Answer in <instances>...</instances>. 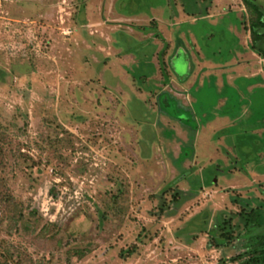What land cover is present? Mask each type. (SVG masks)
<instances>
[{
	"label": "rangeland",
	"instance_id": "rangeland-1",
	"mask_svg": "<svg viewBox=\"0 0 264 264\" xmlns=\"http://www.w3.org/2000/svg\"><path fill=\"white\" fill-rule=\"evenodd\" d=\"M245 3L0 0V264H241L256 244L233 197L259 208L247 237L264 234V59ZM254 128L243 161L223 133ZM220 215L237 239L217 248Z\"/></svg>",
	"mask_w": 264,
	"mask_h": 264
},
{
	"label": "trees",
	"instance_id": "trees-1",
	"mask_svg": "<svg viewBox=\"0 0 264 264\" xmlns=\"http://www.w3.org/2000/svg\"><path fill=\"white\" fill-rule=\"evenodd\" d=\"M245 1L247 3V4L245 3L247 8L249 9V11L251 12V15H252V20H251V24H250V33H251L253 42L251 45V50L254 53L261 56L262 58H264V47L260 44L264 41L263 12L261 11V9L259 7L251 4L248 0H245ZM198 10H199L198 12L202 16L208 15L206 8H204L203 10L202 9H198ZM143 30H147V28H143ZM167 48H168V46H165V49H163L162 52L159 54V57L161 58L160 59L161 62H159L160 63V71H161V75H162L163 79L166 77L165 72H167V64L164 60ZM257 78H259V77H257ZM257 78H255V79H257ZM202 122L204 123L205 121H202ZM183 126H185L186 128H189L190 133H192V132L195 133L199 130V126L196 127L195 129L187 127L184 124H183ZM258 129H260V128H254V129H252V131L250 130L251 132L249 131V129H247L244 131L245 132L244 134H242V135L236 134L237 136H235V137H233L231 135L232 132H230V130L229 131L226 130L223 133V135L226 136L227 144L233 148V150L237 154L238 158L245 161L244 160L245 157L243 155H241L242 153L240 150H241V148H243V147L246 148L248 145H250V143H249L250 141L248 139L251 135H253L252 132L256 131ZM234 135H235V133H234ZM189 138H190L189 139L190 142L194 141L193 136L192 137L190 136ZM261 140H262V143L264 144V134L262 135ZM191 149L194 150L192 147H191ZM262 149H264V146L262 148H260L257 151V153L260 154L262 152ZM183 153L181 154V157L178 160H176V163H177L176 166L181 167V165L186 160H188L189 157H187V156H190V159H192L191 152L190 153L189 152L184 153V154ZM259 162H262L260 157H259L258 163ZM235 165H236V163H235ZM244 167H246V165L241 167L242 170L244 169ZM209 169H206L204 171V176H205L204 180H205L206 186H209L212 182V179L210 177H208V174H207ZM184 175H186V174H182V177ZM196 180H197L196 184H194V182L192 184L193 190H192L191 196H194L196 194L197 190L201 189L203 187V184H204V182L201 183L202 182L201 178L197 177ZM188 198L183 199L181 197V193L177 192L174 196V201L177 204H180L181 202H183V200H187ZM232 202H233L232 204L238 206L240 209V211L238 212L237 215L244 222V227H245L244 239L247 242V239L249 238L248 241H251L252 244L254 243V245L255 244L256 245H255V247L252 245L251 250H249L248 252L246 251L245 253L238 255L237 257H235L231 261L232 262H241V264H264V234L260 235V236L247 237V232L249 235V231H251V229L259 223L258 222V215H256V217L252 220H251L252 217H250V215L256 214L258 212V210H259L258 206L256 208H253L251 206L250 200H247V199H244L241 197H233ZM217 219L221 220V215H220V218L218 217ZM232 219H233L232 217H224L222 219V221H220V220L218 221L217 227L212 231V234L215 237L212 238V240L210 242V246L221 248V247H224L229 242L237 239V237L235 236L233 229H232V223H231ZM216 235H217V237H216ZM253 240H255V241H253ZM259 242L261 244H259Z\"/></svg>",
	"mask_w": 264,
	"mask_h": 264
},
{
	"label": "crops",
	"instance_id": "crops-1",
	"mask_svg": "<svg viewBox=\"0 0 264 264\" xmlns=\"http://www.w3.org/2000/svg\"><path fill=\"white\" fill-rule=\"evenodd\" d=\"M168 6H169V1L168 2H166V4L164 5V6H159V7H157V8H150L151 9V13H150V15L151 16H155L154 17V21H156V22H158L159 20L156 18V16H158V15H161V16H167V14H168V10H169V8H168ZM170 13V12H169ZM120 15L122 14V15H124V16H126L125 14H123V13H119ZM178 16L176 17V18H178V19H182L183 18V10L181 11V12H179L178 11V14H177ZM128 16H130V15H128ZM134 16H136V15H134ZM132 17V16H131ZM209 17H212V15H209ZM162 21V20H161ZM160 21V22H161ZM162 22H164V21H162ZM154 44L156 45V46H158V44H159V41H156V42H154ZM164 45V44H163ZM161 46V45H160ZM160 46H158V48L160 49ZM119 54H120V52H119ZM157 58V57H156ZM120 59V58H119ZM155 60V59H154ZM207 64V63H206ZM210 64V63H209ZM209 64H207V65H209ZM211 65V64H210ZM214 65V64H213ZM203 67V66H202ZM160 77L159 76H157V79H159ZM194 78V77H193ZM196 78H198V77H196ZM195 78V79H196Z\"/></svg>",
	"mask_w": 264,
	"mask_h": 264
},
{
	"label": "flooded vegetation",
	"instance_id": "flooded-vegetation-1",
	"mask_svg": "<svg viewBox=\"0 0 264 264\" xmlns=\"http://www.w3.org/2000/svg\"><path fill=\"white\" fill-rule=\"evenodd\" d=\"M263 12H264V8H262ZM246 14H247V10H246ZM263 21H264V14H263ZM264 31V30H263ZM253 42V41H252ZM263 47H264V41L262 43H260ZM261 57V56H260ZM264 59V58H263Z\"/></svg>",
	"mask_w": 264,
	"mask_h": 264
}]
</instances>
